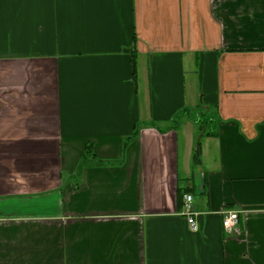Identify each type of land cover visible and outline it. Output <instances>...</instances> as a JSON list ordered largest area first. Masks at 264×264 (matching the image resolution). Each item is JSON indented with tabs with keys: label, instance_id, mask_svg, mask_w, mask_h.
I'll list each match as a JSON object with an SVG mask.
<instances>
[{
	"label": "crops",
	"instance_id": "obj_1",
	"mask_svg": "<svg viewBox=\"0 0 264 264\" xmlns=\"http://www.w3.org/2000/svg\"><path fill=\"white\" fill-rule=\"evenodd\" d=\"M0 264H264V0H0Z\"/></svg>",
	"mask_w": 264,
	"mask_h": 264
},
{
	"label": "trees",
	"instance_id": "obj_2",
	"mask_svg": "<svg viewBox=\"0 0 264 264\" xmlns=\"http://www.w3.org/2000/svg\"><path fill=\"white\" fill-rule=\"evenodd\" d=\"M200 114L201 113H197L196 114V118H195V122L197 124L200 125V131L201 133L203 134V129L207 126L208 124L211 125L213 124L215 121H214V115L213 113L210 114V112H203L204 116L206 117V119H201L200 118ZM187 115V112L186 111H183L181 113H179L177 116H176V120L178 121L179 119H181L182 117L186 116ZM139 129L137 128L134 135L128 139V141L126 142V147L130 144L131 141L135 140L137 137H138V134H139ZM200 145H198V148L196 150V153H195V157H194V161L196 164H198L200 162ZM93 147H89L86 154L84 155L81 163H80V169H79V174H81V172L90 164V161H89V156H94V152H93ZM94 158V157H93ZM121 164V162H112V161H102V160H98L97 161V165L98 166H114V165H117V164Z\"/></svg>",
	"mask_w": 264,
	"mask_h": 264
},
{
	"label": "built area",
	"instance_id": "obj_3",
	"mask_svg": "<svg viewBox=\"0 0 264 264\" xmlns=\"http://www.w3.org/2000/svg\"><path fill=\"white\" fill-rule=\"evenodd\" d=\"M192 196L191 195H186L185 196V206L189 211V224L191 226L192 231H198V224L195 219V215L192 214ZM238 220H239V215L236 212H231L229 215L225 216L224 221H223V226L227 234L229 235H234L237 234L239 231L238 228Z\"/></svg>",
	"mask_w": 264,
	"mask_h": 264
},
{
	"label": "rangeland",
	"instance_id": "obj_4",
	"mask_svg": "<svg viewBox=\"0 0 264 264\" xmlns=\"http://www.w3.org/2000/svg\"><path fill=\"white\" fill-rule=\"evenodd\" d=\"M198 113H201V114H200V118H201V119H206V117L204 116L202 110H201V111H198ZM194 157H195V156H194Z\"/></svg>",
	"mask_w": 264,
	"mask_h": 264
}]
</instances>
